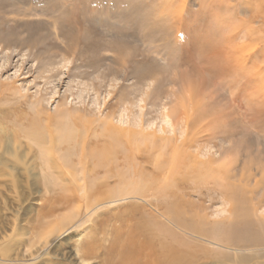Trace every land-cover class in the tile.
Returning <instances> with one entry per match:
<instances>
[{
  "label": "rangeland",
  "instance_id": "obj_1",
  "mask_svg": "<svg viewBox=\"0 0 264 264\" xmlns=\"http://www.w3.org/2000/svg\"><path fill=\"white\" fill-rule=\"evenodd\" d=\"M186 2L175 34L161 10L155 17L162 0H0V264H27L62 177L56 165H44L33 130L65 126L91 136L104 123L158 129L187 116L197 144L213 140L219 186H244L243 199L259 206L255 227L264 226V115L245 104L234 77L198 70L202 54L192 39L209 35L212 12L202 6L208 0ZM202 202L208 221L232 218L219 194ZM74 233L31 264H78ZM179 233L205 250L193 264H264V244L235 253ZM96 255L84 264H104Z\"/></svg>",
  "mask_w": 264,
  "mask_h": 264
},
{
  "label": "bare ground",
  "instance_id": "obj_2",
  "mask_svg": "<svg viewBox=\"0 0 264 264\" xmlns=\"http://www.w3.org/2000/svg\"><path fill=\"white\" fill-rule=\"evenodd\" d=\"M185 2L162 0V6H154L155 17L161 10L165 24L179 34ZM203 4L212 12V24L209 35L195 34L197 39H192L204 63L198 70L234 77L233 83L245 88V104L264 115V0ZM186 122L175 120L158 129L143 122L133 127L104 123L91 136L73 135L76 132L65 126L55 127L54 133L33 130L30 136L44 165L50 169V161L62 177L42 209L43 233L27 264L41 252H56L74 232L78 264L98 253L104 264H193L206 255L179 232L235 253L263 245L264 226L255 227L252 218L259 206L243 199L247 191L241 184L219 186L212 169L218 157L211 152V136L197 144L195 126ZM247 181V189L255 192ZM215 194L229 202L232 218L206 219L209 206L202 200L213 202Z\"/></svg>",
  "mask_w": 264,
  "mask_h": 264
}]
</instances>
